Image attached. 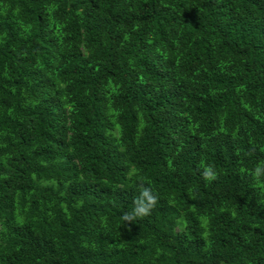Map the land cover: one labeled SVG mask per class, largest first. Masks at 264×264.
I'll list each match as a JSON object with an SVG mask.
<instances>
[{"label":"trees","instance_id":"16d2710c","mask_svg":"<svg viewBox=\"0 0 264 264\" xmlns=\"http://www.w3.org/2000/svg\"><path fill=\"white\" fill-rule=\"evenodd\" d=\"M261 162L264 0H0V264H264Z\"/></svg>","mask_w":264,"mask_h":264},{"label":"clouds","instance_id":"9594fccd","mask_svg":"<svg viewBox=\"0 0 264 264\" xmlns=\"http://www.w3.org/2000/svg\"><path fill=\"white\" fill-rule=\"evenodd\" d=\"M203 175L207 179H212L215 174L213 170L209 168L204 171ZM253 175L257 180H264V162L257 164ZM155 202L156 198L151 191L149 189H143L139 197L134 201V207L130 212L124 214L123 219L129 221L136 217L147 215Z\"/></svg>","mask_w":264,"mask_h":264}]
</instances>
